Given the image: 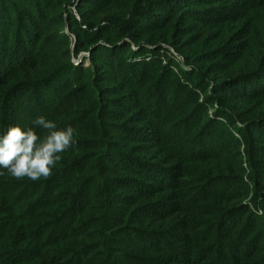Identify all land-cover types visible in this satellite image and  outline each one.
Returning <instances> with one entry per match:
<instances>
[{"label": "trees", "instance_id": "16d2710c", "mask_svg": "<svg viewBox=\"0 0 264 264\" xmlns=\"http://www.w3.org/2000/svg\"><path fill=\"white\" fill-rule=\"evenodd\" d=\"M41 115L0 264H264V0H0V129Z\"/></svg>", "mask_w": 264, "mask_h": 264}, {"label": "clouds", "instance_id": "9594fccd", "mask_svg": "<svg viewBox=\"0 0 264 264\" xmlns=\"http://www.w3.org/2000/svg\"><path fill=\"white\" fill-rule=\"evenodd\" d=\"M37 129L46 134L41 136ZM78 136L72 125L58 127L43 115L35 118L33 126L8 124L0 129V169L17 179H46L62 160V154L74 148Z\"/></svg>", "mask_w": 264, "mask_h": 264}, {"label": "rangeland", "instance_id": "374dc122", "mask_svg": "<svg viewBox=\"0 0 264 264\" xmlns=\"http://www.w3.org/2000/svg\"><path fill=\"white\" fill-rule=\"evenodd\" d=\"M87 57H88V60H86L85 61V66H89L90 65V59H89V55L88 54H85ZM173 55H174V57H176V59L178 60V63L176 64V68H178L179 70H181L180 69V65L181 64H183L184 63V61H183V59H181L179 56H178V54L177 53H175V52H173ZM180 64V65H179ZM212 114H213V112H212ZM234 130H236L235 128H234ZM236 132V131H235ZM237 133V132H236ZM238 134V133H237Z\"/></svg>", "mask_w": 264, "mask_h": 264}]
</instances>
